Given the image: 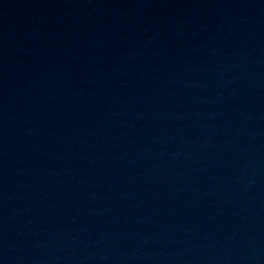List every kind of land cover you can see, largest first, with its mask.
<instances>
[{
  "label": "water",
  "instance_id": "1",
  "mask_svg": "<svg viewBox=\"0 0 264 264\" xmlns=\"http://www.w3.org/2000/svg\"><path fill=\"white\" fill-rule=\"evenodd\" d=\"M0 264H264V0H122L0 92Z\"/></svg>",
  "mask_w": 264,
  "mask_h": 264
}]
</instances>
